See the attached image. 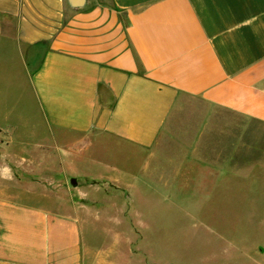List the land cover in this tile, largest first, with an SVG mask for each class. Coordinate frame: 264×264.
Returning <instances> with one entry per match:
<instances>
[{
  "label": "crops",
  "instance_id": "1",
  "mask_svg": "<svg viewBox=\"0 0 264 264\" xmlns=\"http://www.w3.org/2000/svg\"><path fill=\"white\" fill-rule=\"evenodd\" d=\"M185 99L264 124V0H0V264H86L43 175L104 138L149 153Z\"/></svg>",
  "mask_w": 264,
  "mask_h": 264
},
{
  "label": "rangeland",
  "instance_id": "2",
  "mask_svg": "<svg viewBox=\"0 0 264 264\" xmlns=\"http://www.w3.org/2000/svg\"><path fill=\"white\" fill-rule=\"evenodd\" d=\"M167 125L149 153L104 138L65 181L57 164L43 175L50 204L81 217L86 264H264V124L185 99ZM111 163L122 183L99 178Z\"/></svg>",
  "mask_w": 264,
  "mask_h": 264
},
{
  "label": "water",
  "instance_id": "3",
  "mask_svg": "<svg viewBox=\"0 0 264 264\" xmlns=\"http://www.w3.org/2000/svg\"><path fill=\"white\" fill-rule=\"evenodd\" d=\"M68 5L73 8L81 7L85 4L86 0H67Z\"/></svg>",
  "mask_w": 264,
  "mask_h": 264
}]
</instances>
